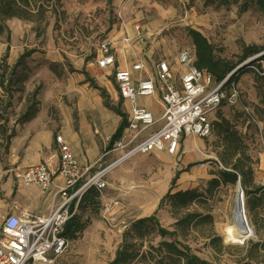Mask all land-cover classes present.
Wrapping results in <instances>:
<instances>
[{"label": "rangeland", "instance_id": "1", "mask_svg": "<svg viewBox=\"0 0 264 264\" xmlns=\"http://www.w3.org/2000/svg\"><path fill=\"white\" fill-rule=\"evenodd\" d=\"M253 2L47 0L42 13L33 20H8L0 35V79L8 89L5 92L0 88V129L15 136L31 124L48 126L55 136L62 135L67 128L75 131L78 146L84 152L82 158L96 159L102 155V146L104 142L108 144L120 118L103 106L100 91L91 85L104 93L110 108L123 113L129 110V104L118 96L112 79L104 73L97 77L101 73L94 64L98 45L107 38L117 37L120 53L123 29L131 34L133 26L138 25L140 39L130 47L131 51L135 47L137 53L128 56V52L126 58L130 62L137 57L148 63L162 60L177 68L175 62L180 51L193 53L186 34L187 29H193L212 45L215 57L236 62L245 46L264 50V13ZM18 60L21 65L11 75L10 70ZM237 85V103L223 105L212 115L210 137L194 138L203 155L193 146V139L186 138L174 157L164 154L158 157L154 153L137 155L108 172L104 177L107 183L104 192L121 200L114 212L116 221L109 223L100 212L96 216L85 215L84 218H89L87 228L75 241L69 242L66 251L53 264H111L118 252L120 264H183L175 254L168 253L163 242H173L181 250L187 247L191 254L209 264L242 261L249 243L264 239V209L249 212L244 203V215L254 236L241 244L226 243L223 230L232 223L236 185H221L211 196L204 195L184 211H171L166 201L158 207L176 173L172 191L198 189L203 192L206 182L212 178L210 174L219 168L218 163L230 167L237 159L251 170L249 186H264V78L244 72L239 75ZM138 104L155 114L160 110L152 97L140 98ZM29 105L37 109L33 118L36 121L18 124V118ZM90 108L105 111V122L94 138L89 134L92 126L97 127V118L88 119ZM215 123L221 125L219 133ZM8 153L0 136L3 168ZM111 155L103 158L101 167L96 165L90 174L105 167ZM136 158L140 161L133 165ZM131 165V170L126 172ZM124 173L125 182L114 181ZM0 191H3L1 184ZM2 200L0 192V206ZM186 213H197L203 221L180 230L175 222ZM150 216L157 223L144 221ZM158 228L176 235L162 237ZM217 238L219 242L212 243Z\"/></svg>", "mask_w": 264, "mask_h": 264}, {"label": "built area", "instance_id": "2", "mask_svg": "<svg viewBox=\"0 0 264 264\" xmlns=\"http://www.w3.org/2000/svg\"><path fill=\"white\" fill-rule=\"evenodd\" d=\"M140 35L138 25L133 26L131 34L123 29L120 36L122 51L130 50ZM116 47L117 37L103 40L97 48L95 66L98 70H109L118 96L129 104L126 127L112 149L95 164L101 167L100 162L110 153L116 154L117 158L90 174L91 168L82 169L78 165L63 137L55 136L57 164L54 167L46 164L26 167L14 177L18 184L37 186L51 194L53 200L59 198L60 202L47 216L28 212L0 216V264H53L69 244L61 236L62 227L87 189L94 188L98 192L99 212L113 224L116 221L114 212L121 200L104 192L107 188L104 177L108 172L137 155L164 153L174 157L186 138L202 140L210 137L212 115L221 106L234 105L238 101V82L229 81L231 75L245 66L258 78H264V51L246 59L222 81L215 83L210 74L194 67L193 53L188 50L180 51L176 57V65L182 67V71L166 61L148 63L140 57L134 58L126 69H120ZM148 97L156 98L161 107L158 119L138 104L140 98ZM196 150L199 152L197 147ZM218 165L222 168L220 163Z\"/></svg>", "mask_w": 264, "mask_h": 264}, {"label": "trees", "instance_id": "3", "mask_svg": "<svg viewBox=\"0 0 264 264\" xmlns=\"http://www.w3.org/2000/svg\"><path fill=\"white\" fill-rule=\"evenodd\" d=\"M47 0H0V35L5 30V22L11 19H19L25 21L33 20V17L42 13L44 9L43 3ZM254 6L258 11L264 13V0H254ZM187 37L190 39L191 47L193 50L194 62L193 65L198 70H204L211 75L215 83L222 81L227 75L235 70L246 59L264 51L263 48L255 46H245L241 50L238 60L233 62L231 60L220 59L214 56V49L207 39L199 32L193 29L186 30ZM8 38V37H7ZM8 51V46L5 49V53ZM21 65L20 60L11 68V75L15 74L17 68ZM249 72V69L245 66L238 68L230 77L229 81L238 82V77L241 73ZM10 82L12 78H9ZM94 89L100 91V96L103 99V106L107 109H111L120 118V122L115 129L114 133L110 136L106 150L112 149L114 144L120 139L124 128L126 127V115L119 109L110 108L104 97V93L94 86ZM0 88L2 91L7 92V88L3 85L2 79H0ZM11 95L9 94V98ZM37 109L35 106H27L22 115L18 118V124H24L35 117ZM217 133L222 131L221 125L215 123ZM213 128V122H212ZM227 130V129H226ZM225 130V131H226ZM0 136L4 139L5 149L9 144V140L14 137V134H7L5 129H0ZM222 166V165H221ZM182 170L181 172H185ZM212 176L206 182V188L203 192H199L198 189H190L184 191L173 192L175 181L178 177V173L170 181L169 189L165 195L160 199L158 207L166 201L173 212H180L187 210L189 206L198 202L204 195H212L221 185H236L239 180L240 187L243 191L245 207L249 212H253L257 209H264V186H249L251 183V170L245 168L240 159L233 162L230 167L218 168L216 171L210 174ZM76 209L72 213L71 217L64 223L62 227L61 236L68 242L75 241L87 228L89 224V218H84L85 215H97L99 212V194L94 188L87 189L82 193L78 200ZM74 208V203L70 207V212ZM208 217V216H207ZM201 216L197 213H186L175 224L180 230L189 229L192 226L202 222ZM143 220H140L142 222ZM144 221H152L157 223L153 216H150ZM264 224V220L262 221ZM158 232L162 237L175 236L176 232H168L162 228H158ZM219 242L218 238L213 239L212 243ZM162 246L167 249L168 253L175 254L182 260L183 264H209L189 252L187 247L179 249L173 242H163ZM111 264H120L119 252L117 257ZM236 264H264V239L261 242L249 243V247L244 253V259Z\"/></svg>", "mask_w": 264, "mask_h": 264}, {"label": "crops", "instance_id": "4", "mask_svg": "<svg viewBox=\"0 0 264 264\" xmlns=\"http://www.w3.org/2000/svg\"><path fill=\"white\" fill-rule=\"evenodd\" d=\"M135 53H137L135 47L134 50L132 51L131 50L120 51V53L117 51V67H119L120 69H126L130 63V58H126L125 54L126 55L128 54V56H130L132 54L134 55ZM173 68L175 67L173 66ZM175 69L178 71L183 70V68L179 66ZM99 71L101 73L97 74V77L100 76L102 73L110 77L109 70H99ZM154 100L158 104L156 98H154ZM123 105H125V103H123ZM140 106L150 111L156 119H158L161 115V107L159 104L158 106L160 107V110L158 114L153 113L152 110H150L146 106H142V105ZM89 110L90 111L88 112L89 114L88 119L90 120L93 118L95 120L97 118V127L92 126V132H90L89 134V137L91 136L94 138L95 135L98 136V131H100V129L102 128L105 122V111L101 108H92V109L90 108ZM127 113L128 112L124 113L126 117H127ZM32 121H36V120L33 119ZM62 135L60 136H62L63 139L64 138L66 139L67 141L66 143L69 145L73 155L76 158L78 165L82 169H86V168L93 169L96 165L99 166V164H95L96 161L105 152L109 151L106 150L107 143L105 144V142L101 140L102 142H104V145L102 146L103 148L102 155L92 161H88V160L86 161L85 159L82 158L84 152L82 153L81 149L78 146L80 143L78 144V138L75 131L73 132L66 128L64 131H62ZM55 136H58V134ZM55 136L53 135V130L50 129L48 126L44 128L43 126H37L31 124V126L24 127L23 129L19 130L17 134L9 140V144H8L9 155L6 160L7 164L5 165V168H3L2 165L0 164V184L2 185V190H3L0 191L3 197L2 205L0 206V216H6L10 214L19 215L21 212H28L30 214L38 215V216H47L52 211V209L59 204L60 202L59 198H55L53 200L51 194L41 191L39 187L34 185L24 187L18 184L17 180L14 177L16 172L26 167L35 166L39 164H46L51 167H54L58 161V154L56 153L55 145L53 142ZM74 142H76L75 145ZM198 145H199L198 140L193 139V146L197 147ZM154 154L159 157L158 154H164V153H154ZM109 155L112 156L111 161L117 158V155L113 153H110L105 157H108ZM167 157H171V156H167ZM139 161L140 160L136 158V160L133 162V165H135V163ZM133 165H131L126 172H129V170H131ZM125 175L126 173H124L123 175H119L118 179L116 177L114 181L125 182L126 180ZM14 184H16V186ZM56 184H60V181L59 182L56 181ZM176 191H184V190L178 189Z\"/></svg>", "mask_w": 264, "mask_h": 264}, {"label": "bare ground", "instance_id": "5", "mask_svg": "<svg viewBox=\"0 0 264 264\" xmlns=\"http://www.w3.org/2000/svg\"><path fill=\"white\" fill-rule=\"evenodd\" d=\"M244 220H245V228L248 230V234L245 237H240V227L237 223L236 217H232V223L229 225H226L223 233H224V240L226 243H234V244H241L243 243L246 239L251 238L254 236V232L250 225L248 224L245 215H244Z\"/></svg>", "mask_w": 264, "mask_h": 264}, {"label": "water", "instance_id": "6", "mask_svg": "<svg viewBox=\"0 0 264 264\" xmlns=\"http://www.w3.org/2000/svg\"><path fill=\"white\" fill-rule=\"evenodd\" d=\"M236 217L237 223L240 227V237H245L248 234L247 228H245L244 220V202H243V191L240 187L239 180L236 182V194H235V203H234V212L233 216Z\"/></svg>", "mask_w": 264, "mask_h": 264}]
</instances>
